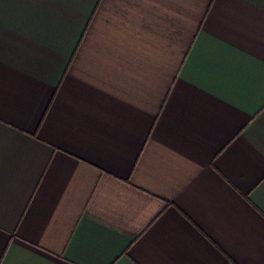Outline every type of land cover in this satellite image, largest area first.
<instances>
[{"label":"crops","instance_id":"0c3cea01","mask_svg":"<svg viewBox=\"0 0 264 264\" xmlns=\"http://www.w3.org/2000/svg\"><path fill=\"white\" fill-rule=\"evenodd\" d=\"M0 264H264V0H0Z\"/></svg>","mask_w":264,"mask_h":264}]
</instances>
